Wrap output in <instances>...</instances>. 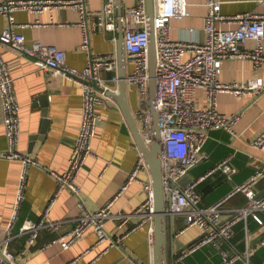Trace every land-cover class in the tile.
<instances>
[{
  "label": "built area",
  "instance_id": "2783aa9c",
  "mask_svg": "<svg viewBox=\"0 0 264 264\" xmlns=\"http://www.w3.org/2000/svg\"><path fill=\"white\" fill-rule=\"evenodd\" d=\"M207 6L204 22L205 39L203 41L174 40L171 37V22L173 19H183L189 14L188 0H155L158 52L155 107L160 114L162 132L163 184L169 213L173 218L183 216L185 220L183 227L176 233V238L193 227H199L206 232L201 240L179 255L177 261L205 245L213 244L224 256L222 264H235L236 257L231 258L223 246L233 237L234 226L238 222L253 216L262 223L258 213L264 211V197H257L256 186L264 178V162L260 163L255 158L257 167L254 174L243 184L237 185L225 198L211 205L202 203L197 187L208 176L218 171L224 173L228 179H232L237 172L232 155L220 161L209 173L195 178L192 182L182 185L180 181L202 160L203 150L211 131L223 129L237 136L235 127L240 120V114L222 113L218 108L219 95L231 93L244 96L253 91L260 94L264 90V82L261 78L249 79L245 82L220 80L225 60L249 58L253 60L257 69L264 64V13L245 12L224 15L220 0H208ZM57 10L78 12L80 19L76 24L83 31L81 48L84 50H90L92 32H111L112 41L118 42L119 33L122 31L126 58L133 66L132 71L125 76V80L138 91V115L143 122L141 132L146 143L150 144L152 105L146 0H135L131 6L122 5L118 0H104L100 10L91 9L89 0H5L0 3V14L6 15L9 19V26L0 32V41L33 59L39 69L52 76H62L80 84L83 102L80 130L72 144L69 167L62 173L54 172L58 180L55 195L39 220H26L17 227L21 203L25 199L28 166L38 165V162L17 149L21 136L19 117L21 107L15 92L14 77L0 51V97L8 140V150L3 158L20 159L25 164L20 175L12 217L6 226L7 236L0 240V264H17L19 260L18 254L11 247V242L16 237L14 234L16 228L17 235L25 236L29 246L34 245L45 231L56 233L58 236L55 241L63 250L70 249L88 233L93 232L97 236L98 244L109 243L100 252L103 255L111 248L124 247L126 238L140 225L147 223L151 247L153 245L155 193L152 181L145 182L138 178L139 172L147 166L143 155L139 156L135 168L130 172L120 192L101 208L93 212L88 211L84 203L80 202L81 214L72 230L62 232L63 222L50 218V212L63 190L68 189L79 196L81 188L78 176L88 158L95 155L92 140L102 119L98 107L106 104L111 99V94L120 91L118 84L121 80L118 73L112 74L118 67L115 54L91 55L87 66L78 70L68 64L67 53L64 50L42 42L27 44L26 36L17 31L19 26H28V24L19 25L14 16L16 12L53 14ZM224 23H235L237 27L225 29L222 26ZM251 40L256 41L257 45L247 50L246 46ZM103 72L112 75L110 78H105ZM200 89L205 91L208 100V104L204 107L197 102V92ZM250 144L253 148L264 151V130ZM136 181L142 183L146 198L133 214L144 216V221L138 226L126 228L132 214L116 213L114 207L121 194ZM239 192L247 196L249 206L234 210L232 218L222 222L221 215L225 203ZM112 220L118 221L115 232L109 229ZM260 246H264V239L260 242ZM93 248L87 249L84 254H88ZM257 248L248 249L245 264H250V258ZM22 254L25 252L23 251ZM81 257L75 258L74 262L79 261Z\"/></svg>",
  "mask_w": 264,
  "mask_h": 264
},
{
  "label": "crops",
  "instance_id": "0c3cea01",
  "mask_svg": "<svg viewBox=\"0 0 264 264\" xmlns=\"http://www.w3.org/2000/svg\"><path fill=\"white\" fill-rule=\"evenodd\" d=\"M5 0H0L3 3ZM224 15H237L245 12L264 13V0H220ZM122 5L131 6L135 0H118ZM208 0H188L189 14L183 19L171 22V37L174 40L203 41L206 37L204 22L207 15ZM104 0H89V7L100 10ZM19 25L17 31L26 36L27 44L42 42L55 45L67 53L68 64L78 70L84 69L91 55L115 54L117 69L113 75H124L132 71V64L126 54L120 61V33L118 42L112 41L111 32L96 31L91 33L90 50L81 48L83 31L76 23L80 17L74 10H57L53 14L45 12L34 14L27 11L15 13ZM54 23H51V22ZM9 26L6 15L0 14V32ZM223 28H235V23H224ZM191 30V31H190ZM193 30V31H192ZM264 44V41H263ZM256 41H249L246 49H253ZM0 51L9 64L14 77L15 92L20 104L21 136L18 151L33 158L37 164H30L27 172L25 199L21 203L16 226L26 220H39L58 189V180L54 172L62 173L69 167L72 144L76 140L82 118L81 85L62 76H52L39 69L33 59L11 45L0 41ZM125 53V51H124ZM111 73L103 72L105 78ZM125 75V76H126ZM261 78L264 82V64L255 68L252 59H228L223 62L220 80L223 82H245L249 79ZM127 83V82H126ZM120 87V83L118 84ZM126 94L113 93L106 104L98 107L102 119L98 123L96 136L92 140L95 155L88 158L78 176L81 191L79 196L68 189L58 196L55 206L50 212L52 220H60L62 232L72 230L78 223L81 214L80 202L88 211L101 208L116 196L124 186L130 172L135 168L139 156L143 155L137 144L126 115L124 106L133 112L140 130L143 122L138 115L139 95L135 87L127 83ZM48 96V125L43 133L42 121L44 108L39 104L41 96ZM112 95V94H111ZM197 102L204 107L208 100L203 89L197 92ZM218 108L225 114H240L235 127L237 136L223 129L210 132V138L203 150L202 164L193 174L199 178L209 173L226 157L233 156V164L237 168L232 179L218 171L202 181L197 191L204 205H211L230 194L237 185L243 184L255 172L258 159L264 162V151L253 148L251 142L264 130V90L244 96L222 93L218 98ZM34 136H42L33 140ZM8 150L5 134V119L0 97V240L7 236L6 226L12 217L13 206L19 186L20 175L24 169V161L7 159L3 155ZM258 162V163H259ZM138 178L145 182H153L148 167L143 168ZM194 178V179H195ZM257 194L264 192V178L256 186ZM264 197V195H262ZM146 198L141 182H133L117 199L114 212L132 214L126 228L138 226L144 216L133 213L140 208ZM247 196L239 192L227 200L221 215L222 222L232 218L234 210L249 206ZM262 223L253 216L238 222L234 226V235L226 243L224 250L231 258L236 257L235 264H245V256L249 248L258 247L250 258V264H264V211L258 213ZM185 223L183 216L174 218L175 227L179 230ZM117 220L109 223L111 232L116 231ZM11 242L12 249L18 254L17 264H151L153 262V245L150 244L149 225H140L126 238L124 247L111 248L107 253L100 252L106 244H98L95 233L90 232L73 247L63 250L55 241L56 233L45 231L37 242L29 246L25 236L17 235ZM203 234L199 227H193L176 238L182 246ZM94 247L88 254L87 249ZM107 247V246H106ZM188 250V249H187ZM25 254H22V252ZM82 256L77 262L74 259ZM224 256L213 244L205 245L189 253L176 264H222Z\"/></svg>",
  "mask_w": 264,
  "mask_h": 264
},
{
  "label": "water",
  "instance_id": "95a60500",
  "mask_svg": "<svg viewBox=\"0 0 264 264\" xmlns=\"http://www.w3.org/2000/svg\"><path fill=\"white\" fill-rule=\"evenodd\" d=\"M121 1V0H120ZM147 9V24L149 32V64H150V93H151V105H152V126H151V139L148 145L144 139V136L140 130L138 122L126 105L124 106L125 115L132 126L134 136L136 138L137 144L143 157L146 161L149 172L152 176L154 193H155V219H154V230H153V264H176L177 258L187 249H189L196 242L201 240L206 232H203L198 238L192 240L188 244L181 245L176 240V233L178 229L175 227L173 215L168 211V201L165 195L164 184H163V165H162V132L160 126V114L155 107V99L157 94V82H156V68L158 60L157 43H156V28H155V0H146ZM124 35L121 31L119 50H120V61L124 58ZM126 75V74H125ZM125 75L120 74V94L121 98L124 97L127 90V83L125 80ZM114 96V94H112ZM39 104L44 108L42 115L44 120L42 121L43 133L46 131L48 125L47 119V108L48 106V96L44 95L39 98ZM42 139V136H34L33 140ZM202 164L200 161L198 164L193 166L188 174L182 178L180 184L185 185L192 182L195 178L193 170ZM264 195L258 194L257 197L260 198Z\"/></svg>",
  "mask_w": 264,
  "mask_h": 264
},
{
  "label": "trees",
  "instance_id": "16d2710c",
  "mask_svg": "<svg viewBox=\"0 0 264 264\" xmlns=\"http://www.w3.org/2000/svg\"><path fill=\"white\" fill-rule=\"evenodd\" d=\"M228 242H230V240H229V241H227L226 243H228ZM226 243L224 244V246H223V247H225Z\"/></svg>",
  "mask_w": 264,
  "mask_h": 264
}]
</instances>
